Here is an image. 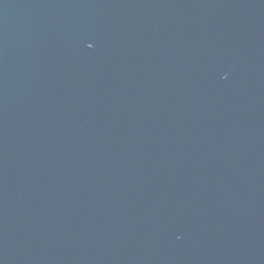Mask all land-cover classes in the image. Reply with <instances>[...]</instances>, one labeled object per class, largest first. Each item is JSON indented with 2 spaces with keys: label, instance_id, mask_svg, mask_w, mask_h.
I'll use <instances>...</instances> for the list:
<instances>
[{
  "label": "water",
  "instance_id": "obj_1",
  "mask_svg": "<svg viewBox=\"0 0 264 264\" xmlns=\"http://www.w3.org/2000/svg\"><path fill=\"white\" fill-rule=\"evenodd\" d=\"M0 264H264V0H0Z\"/></svg>",
  "mask_w": 264,
  "mask_h": 264
}]
</instances>
